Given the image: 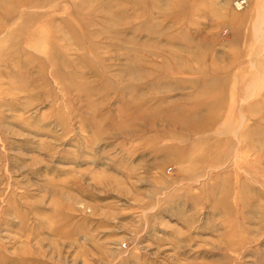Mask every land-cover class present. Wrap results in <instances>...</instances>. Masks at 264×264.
Returning <instances> with one entry per match:
<instances>
[{"label": "rangeland", "instance_id": "374dc122", "mask_svg": "<svg viewBox=\"0 0 264 264\" xmlns=\"http://www.w3.org/2000/svg\"><path fill=\"white\" fill-rule=\"evenodd\" d=\"M0 0V264H264V0Z\"/></svg>", "mask_w": 264, "mask_h": 264}, {"label": "built area", "instance_id": "2783aa9c", "mask_svg": "<svg viewBox=\"0 0 264 264\" xmlns=\"http://www.w3.org/2000/svg\"><path fill=\"white\" fill-rule=\"evenodd\" d=\"M235 4L238 8L241 9L247 4V0H237Z\"/></svg>", "mask_w": 264, "mask_h": 264}]
</instances>
